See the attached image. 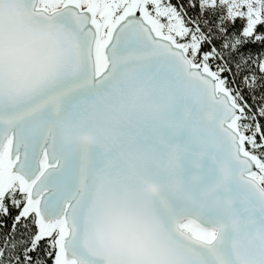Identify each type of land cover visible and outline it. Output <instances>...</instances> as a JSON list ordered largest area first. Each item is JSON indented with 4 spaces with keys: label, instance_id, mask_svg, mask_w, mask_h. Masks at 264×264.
Returning a JSON list of instances; mask_svg holds the SVG:
<instances>
[{
    "label": "snow or ice",
    "instance_id": "1",
    "mask_svg": "<svg viewBox=\"0 0 264 264\" xmlns=\"http://www.w3.org/2000/svg\"><path fill=\"white\" fill-rule=\"evenodd\" d=\"M0 264H264V0H0Z\"/></svg>",
    "mask_w": 264,
    "mask_h": 264
}]
</instances>
